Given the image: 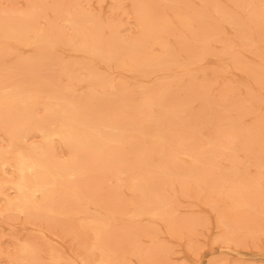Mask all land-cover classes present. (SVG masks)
<instances>
[{"label":"rangeland","instance_id":"obj_1","mask_svg":"<svg viewBox=\"0 0 264 264\" xmlns=\"http://www.w3.org/2000/svg\"><path fill=\"white\" fill-rule=\"evenodd\" d=\"M30 8L42 10L40 24L51 22L64 39L72 34L68 19H78L91 31L85 21L90 18L99 28V39L117 53L125 52L145 28L155 31L167 50L162 53L154 46L149 52L164 65L143 83L144 90L159 89L165 93L164 104L183 105L179 114L184 112L187 128L180 133L185 138L190 131L212 135L205 125L208 118L242 132L264 124V0H0L3 12ZM56 51L70 62L81 60L70 51ZM17 53L25 57L33 51L20 47ZM183 60L185 70L179 66ZM3 65L8 71H0V87L20 81L18 74L32 77L14 54L0 61ZM49 66L37 73V84L59 83ZM108 75L133 82L128 74ZM83 91L76 89L75 94ZM7 127L0 122V145ZM56 152L62 157L66 153L58 144ZM229 155L227 150L220 153L216 165L192 166L181 155L175 164L147 167L153 177L136 196L125 181L99 187L98 198L110 197L124 213L95 231L87 227V217H41L36 231L23 214H2L0 264H264V166L256 167L253 157L247 162L240 152L237 159L242 163L232 166L224 160ZM133 202L149 204L157 216L133 217ZM95 232L101 233L108 250L104 262L98 251L80 244L92 245ZM24 245L30 252L27 260L14 259Z\"/></svg>","mask_w":264,"mask_h":264},{"label":"bare ground","instance_id":"obj_2","mask_svg":"<svg viewBox=\"0 0 264 264\" xmlns=\"http://www.w3.org/2000/svg\"><path fill=\"white\" fill-rule=\"evenodd\" d=\"M40 11H0V61L14 54L19 67L32 76L18 74L20 81L0 87V122L8 125L5 143L0 145V215L23 214L36 231H40L41 217L70 221L87 217V227L95 231L124 213L111 204L110 197L99 199L97 189L125 181L136 196L153 177L147 167L172 164L181 155L192 166L216 165L225 150L230 155L224 160L232 166L242 163L237 159L239 152L246 161L255 158L256 167L264 166L261 122L242 132L208 118L205 125L212 135L190 131L185 138L180 133L187 128L184 112L179 114L183 105L164 104L165 93L159 89L144 90L143 83L164 65L158 60L161 57H151L149 52L154 46L162 53L167 50V43L155 31L145 28L123 48L125 52L117 53L99 39V28L90 18L85 21L92 25L91 31L82 28L78 19H68L72 34L64 39L51 22L40 24ZM181 23L185 27L184 18ZM20 47H31L33 53L25 57L15 54ZM57 49L70 51L81 60L60 58ZM45 65L53 67L59 83L37 84L36 75ZM179 66L185 70V60ZM99 68L108 74H128L133 82L127 84ZM0 71L8 69L3 65ZM79 88H84L83 93L75 94ZM191 139L196 145L188 146ZM57 144L65 149L64 157L56 152ZM148 205L133 202L132 216H157ZM93 236L92 245L80 244L85 250L98 251L104 262L108 250L102 235L95 232ZM28 255L24 245L13 258L26 261Z\"/></svg>","mask_w":264,"mask_h":264}]
</instances>
